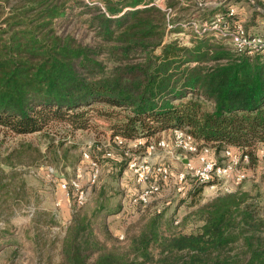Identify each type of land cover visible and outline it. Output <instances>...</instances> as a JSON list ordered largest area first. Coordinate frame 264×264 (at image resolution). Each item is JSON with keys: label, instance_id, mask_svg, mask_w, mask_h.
I'll use <instances>...</instances> for the list:
<instances>
[{"label": "trees", "instance_id": "1", "mask_svg": "<svg viewBox=\"0 0 264 264\" xmlns=\"http://www.w3.org/2000/svg\"><path fill=\"white\" fill-rule=\"evenodd\" d=\"M156 1L99 0L101 6L89 11L93 40L82 43L56 26L68 16L66 0H0V128L14 135L42 132L55 121L85 128L88 110L95 108L115 119L112 143L115 135L126 145L179 128L215 152L229 147L247 153L249 165L261 166L264 52L240 53L210 32L191 30L188 43L167 39L181 24L223 13L219 7L226 1L205 9L201 20L183 11L200 9L196 0H163L172 15ZM230 20L239 22L237 13ZM124 148L90 156L98 165L107 160L125 172ZM12 155L0 164L13 166ZM201 188L190 181L179 197H191L194 205ZM256 205L248 191L239 189L215 196L190 213L199 221L190 232L173 227L170 219L162 228L164 209L155 208L121 249L110 232L100 240L94 231L92 219L104 209L100 201L90 214L72 215L61 240L60 264H264V216ZM99 226L106 231L105 216Z\"/></svg>", "mask_w": 264, "mask_h": 264}, {"label": "rangeland", "instance_id": "2", "mask_svg": "<svg viewBox=\"0 0 264 264\" xmlns=\"http://www.w3.org/2000/svg\"><path fill=\"white\" fill-rule=\"evenodd\" d=\"M196 2L200 9L191 7L183 10L184 13H193L201 20V13H205V9L218 8L217 4L225 2L219 7L222 14L227 7L233 6L238 21L249 34L264 35V18L254 12L261 10L264 14V0L263 5L258 7L254 5L256 0ZM156 3L165 7L163 0ZM66 5L70 7L68 16L58 20L56 26L59 31L72 33L82 43L92 42L89 11L94 6H101L99 0H66ZM182 5H186V2H182ZM181 27L178 31L171 28L167 39L177 37L188 43L192 28L188 25ZM88 115V126L85 128L74 129L66 122L56 121L42 132L24 135H14L0 128V163L9 153L13 154L14 162L11 167L0 164L5 174H0V264H60L61 240L72 215L79 210L90 214L100 201L104 209L92 219L94 231L100 240H105V233L110 232L121 249L126 247L128 237L142 226L148 217L146 214L158 205L164 209L162 228L166 227L168 219L173 227L184 232H190L199 225V221L190 213L214 197L208 189L201 188L195 196L194 205L189 204L191 197L181 200L182 197H173L171 190H164L161 198L144 207L131 201L140 185L131 179L127 171L118 170L113 163H106L107 160L99 164L100 174L96 182L89 184V162L83 158V151L91 156L92 153L99 156L100 151L107 149L114 154L116 146L109 140L115 119L105 118L95 108L89 109ZM17 156H20L19 160L23 159V164H18ZM111 166L114 169L110 170ZM47 167L53 168L50 176L46 175ZM263 167L264 161L259 167L249 165L246 179L236 188L248 191L255 198L261 216H264ZM78 168L83 173L81 181L88 191L87 200L82 206L74 204L71 194L69 201L66 200L65 194L58 188V182L74 177ZM168 199H172L171 203L164 205ZM58 200L61 201L60 205H57ZM101 216H105L106 231L100 229ZM121 234L123 238H119ZM107 244H111V240L107 239Z\"/></svg>", "mask_w": 264, "mask_h": 264}, {"label": "built area", "instance_id": "3", "mask_svg": "<svg viewBox=\"0 0 264 264\" xmlns=\"http://www.w3.org/2000/svg\"><path fill=\"white\" fill-rule=\"evenodd\" d=\"M161 8L172 15L171 8ZM235 13V8L229 6L224 14L217 13L209 21L199 23L192 20L181 25L190 26L198 35L210 32L228 41L240 53L252 55L264 52V35L249 34L241 22L231 23L229 18ZM112 141L116 146L125 147L124 154L128 158L126 171L140 185L131 201L144 207L161 198L164 190H171L173 197L184 195L190 181L202 185L214 197L233 192L246 179L250 163L247 153L235 152L229 147L215 152L213 147L197 141L190 133L179 128L167 131L158 139L137 137L125 145L126 140L115 135ZM261 152L264 157V147ZM106 155L110 156L111 151H107ZM82 156L89 162L87 180L89 184H94L98 179L99 165L89 152L83 151ZM46 172L47 176L52 175L53 168L47 167ZM82 175L78 168L74 177L58 182V188L65 194L66 200L69 201L71 194L76 206H82L88 195L81 181ZM171 200L164 201V205H169ZM60 204L58 200L57 205ZM155 208L157 212L161 211L159 205ZM119 238H123V235Z\"/></svg>", "mask_w": 264, "mask_h": 264}, {"label": "water", "instance_id": "4", "mask_svg": "<svg viewBox=\"0 0 264 264\" xmlns=\"http://www.w3.org/2000/svg\"><path fill=\"white\" fill-rule=\"evenodd\" d=\"M255 7H258L256 3H254ZM261 11V10H260Z\"/></svg>", "mask_w": 264, "mask_h": 264}]
</instances>
